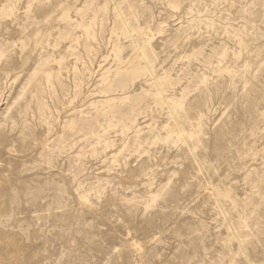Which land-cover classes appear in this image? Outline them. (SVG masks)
Segmentation results:
<instances>
[{"label":"rangeland","instance_id":"374dc122","mask_svg":"<svg viewBox=\"0 0 264 264\" xmlns=\"http://www.w3.org/2000/svg\"><path fill=\"white\" fill-rule=\"evenodd\" d=\"M0 264H264V0H0Z\"/></svg>","mask_w":264,"mask_h":264},{"label":"bare ground","instance_id":"6f19581e","mask_svg":"<svg viewBox=\"0 0 264 264\" xmlns=\"http://www.w3.org/2000/svg\"><path fill=\"white\" fill-rule=\"evenodd\" d=\"M124 23H125V22H124ZM124 23H123V24H124ZM123 26H124V25H123ZM125 26H126V25H125ZM134 45L136 46V43H135V42H134ZM136 48H137V47H136ZM158 96H159V94H158Z\"/></svg>","mask_w":264,"mask_h":264}]
</instances>
